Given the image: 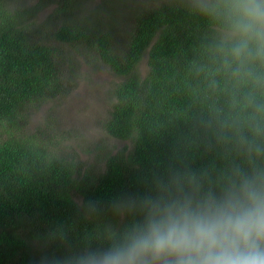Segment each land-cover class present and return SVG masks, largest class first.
I'll use <instances>...</instances> for the list:
<instances>
[{"label": "trees", "instance_id": "1", "mask_svg": "<svg viewBox=\"0 0 264 264\" xmlns=\"http://www.w3.org/2000/svg\"><path fill=\"white\" fill-rule=\"evenodd\" d=\"M50 2L11 11L0 0V264H41L66 245H99L106 225L124 222L111 210L115 199L143 194L174 170L215 179L241 162V139H252L256 127L264 136V68L239 78L226 71L194 0L138 5L124 34L118 7H133L131 0L90 10L83 0H54L45 40L30 21ZM54 39L82 46L95 68L122 78L105 131L130 144L103 168L92 171L79 155L67 158L16 131L18 111L67 91Z\"/></svg>", "mask_w": 264, "mask_h": 264}, {"label": "clouds", "instance_id": "2", "mask_svg": "<svg viewBox=\"0 0 264 264\" xmlns=\"http://www.w3.org/2000/svg\"><path fill=\"white\" fill-rule=\"evenodd\" d=\"M217 37L233 77L264 68V0H194ZM238 164L215 179L174 170L143 194L111 204L124 221L102 229V243L66 245L41 264H264V136L241 139Z\"/></svg>", "mask_w": 264, "mask_h": 264}, {"label": "rangeland", "instance_id": "3", "mask_svg": "<svg viewBox=\"0 0 264 264\" xmlns=\"http://www.w3.org/2000/svg\"><path fill=\"white\" fill-rule=\"evenodd\" d=\"M40 0H9V9L34 6ZM169 0H131L133 7H118L119 28L126 32L131 24V12L138 5H157ZM104 0H83V6L90 10ZM122 2V1H121ZM57 3H46L36 17L32 32L37 37L52 40L51 32L44 30L51 26L49 14ZM130 23V24H129ZM62 50L64 64V83L67 91L46 101L33 102L17 112V129L24 137L46 142L59 154L72 158L79 155L85 167L91 170L103 168L109 154L129 145V140L116 138L105 131L115 102L113 88L122 78L114 74L105 65L95 68L98 63L88 56L85 48L71 45L54 39ZM140 69L143 74L148 70L146 58ZM44 140V141H43ZM74 154V155H73Z\"/></svg>", "mask_w": 264, "mask_h": 264}]
</instances>
